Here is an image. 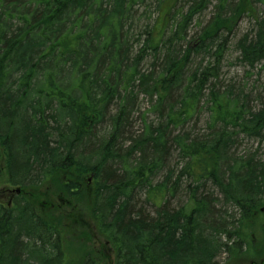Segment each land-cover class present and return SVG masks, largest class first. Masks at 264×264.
<instances>
[{"label":"trees","instance_id":"obj_1","mask_svg":"<svg viewBox=\"0 0 264 264\" xmlns=\"http://www.w3.org/2000/svg\"><path fill=\"white\" fill-rule=\"evenodd\" d=\"M230 46L264 69V0H0V264H66L89 212L114 264L264 261V95Z\"/></svg>","mask_w":264,"mask_h":264},{"label":"rangeland","instance_id":"obj_2","mask_svg":"<svg viewBox=\"0 0 264 264\" xmlns=\"http://www.w3.org/2000/svg\"><path fill=\"white\" fill-rule=\"evenodd\" d=\"M211 14V9L208 10L203 17H201L202 21L208 20L209 16ZM250 28L249 19L243 18L238 26L237 29V36L241 35L244 31ZM238 53L236 52L234 46H230L228 51L225 54V58L222 64L221 71L223 72V78L225 79V82H230L232 84H235L236 86H240L238 84H244L249 83L247 85V88H245L247 93H252V96H255L256 94H263L264 95V69L260 70V68H256L254 72L251 73V75L246 74V71L242 65L237 61ZM245 74L247 76H245ZM245 76V78H244ZM244 82V83H243ZM252 89V90H251ZM257 106V104H254ZM206 119V115L202 114L201 116V123H204V120ZM255 144L251 141H244L239 146V154H242L246 149L248 150L251 146H254ZM4 174L2 173L0 175V191L6 190V188H3L2 182L4 181ZM49 185V184H48ZM46 185V186H48ZM54 189L47 190L51 193L57 194L58 187L54 185ZM9 190H12L9 189ZM14 194V193H13ZM54 194L49 195L48 198L45 197L44 202L47 204L40 206L42 212L49 216L51 213V210L56 208H61L65 210L66 208H63L67 204H69V201L62 199V197H57ZM5 197V192L1 193L0 196ZM10 195V194H9ZM50 200V201H48ZM1 201V200H0ZM7 200H3V202H6ZM64 202V204H62ZM52 206H47L51 205ZM61 204V205H60ZM45 209V210H44ZM62 232L64 235V241L62 245V251L66 258L67 263L66 264H79L81 262L84 263V261H95L97 264H108L109 258L113 260L114 262V255L113 252H110L108 246H105V240L101 238L97 231V223L93 220L92 216L85 213V215H81L78 217L75 221H70L68 219H62ZM100 237V238H99ZM262 242V241H261ZM109 247H111L109 245ZM112 255V257H111ZM94 262V263H95ZM252 261L248 258L247 259H237V261L233 260L226 254H221L217 259L215 260V264H252ZM260 262V261H259ZM254 264V263H253ZM259 264H264V261H261Z\"/></svg>","mask_w":264,"mask_h":264},{"label":"flooded vegetation","instance_id":"obj_3","mask_svg":"<svg viewBox=\"0 0 264 264\" xmlns=\"http://www.w3.org/2000/svg\"><path fill=\"white\" fill-rule=\"evenodd\" d=\"M109 245H110V244H109V243L106 241V242H105V246H108V248H109L110 252H112V248H111V247H109Z\"/></svg>","mask_w":264,"mask_h":264},{"label":"water","instance_id":"obj_4","mask_svg":"<svg viewBox=\"0 0 264 264\" xmlns=\"http://www.w3.org/2000/svg\"><path fill=\"white\" fill-rule=\"evenodd\" d=\"M19 192V190L17 191V193Z\"/></svg>","mask_w":264,"mask_h":264}]
</instances>
